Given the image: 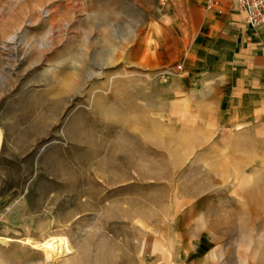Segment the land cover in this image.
Returning <instances> with one entry per match:
<instances>
[{
	"label": "rangeland",
	"instance_id": "1",
	"mask_svg": "<svg viewBox=\"0 0 264 264\" xmlns=\"http://www.w3.org/2000/svg\"><path fill=\"white\" fill-rule=\"evenodd\" d=\"M185 1L0 0V264H264V116L161 76Z\"/></svg>",
	"mask_w": 264,
	"mask_h": 264
},
{
	"label": "crops",
	"instance_id": "2",
	"mask_svg": "<svg viewBox=\"0 0 264 264\" xmlns=\"http://www.w3.org/2000/svg\"><path fill=\"white\" fill-rule=\"evenodd\" d=\"M185 6L176 23L180 74L197 86L187 95L207 97L216 124L263 117L264 53L240 10L232 0H186Z\"/></svg>",
	"mask_w": 264,
	"mask_h": 264
},
{
	"label": "built area",
	"instance_id": "3",
	"mask_svg": "<svg viewBox=\"0 0 264 264\" xmlns=\"http://www.w3.org/2000/svg\"><path fill=\"white\" fill-rule=\"evenodd\" d=\"M233 3L242 13L244 20L251 30L252 34L258 38V45L264 53V0H232ZM183 67L176 64L174 68L164 71L161 76L166 79L165 75L171 72L180 73Z\"/></svg>",
	"mask_w": 264,
	"mask_h": 264
}]
</instances>
